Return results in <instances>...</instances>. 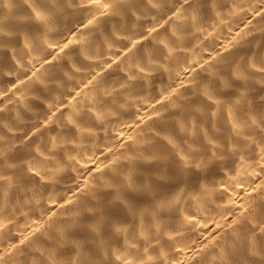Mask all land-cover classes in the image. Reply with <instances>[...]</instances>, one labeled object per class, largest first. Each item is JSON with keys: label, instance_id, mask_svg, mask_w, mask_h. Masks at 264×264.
<instances>
[{"label": "bare ground", "instance_id": "obj_1", "mask_svg": "<svg viewBox=\"0 0 264 264\" xmlns=\"http://www.w3.org/2000/svg\"><path fill=\"white\" fill-rule=\"evenodd\" d=\"M0 264H264V0H0Z\"/></svg>", "mask_w": 264, "mask_h": 264}]
</instances>
